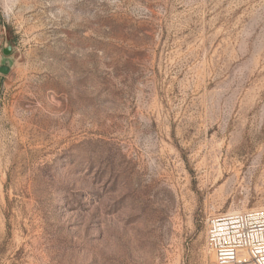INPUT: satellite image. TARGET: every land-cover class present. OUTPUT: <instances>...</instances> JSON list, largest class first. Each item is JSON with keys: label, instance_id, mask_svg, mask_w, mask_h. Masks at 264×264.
I'll return each instance as SVG.
<instances>
[{"label": "rangeland", "instance_id": "obj_1", "mask_svg": "<svg viewBox=\"0 0 264 264\" xmlns=\"http://www.w3.org/2000/svg\"><path fill=\"white\" fill-rule=\"evenodd\" d=\"M4 61L0 264H215L264 208V0H0Z\"/></svg>", "mask_w": 264, "mask_h": 264}, {"label": "built area", "instance_id": "obj_2", "mask_svg": "<svg viewBox=\"0 0 264 264\" xmlns=\"http://www.w3.org/2000/svg\"><path fill=\"white\" fill-rule=\"evenodd\" d=\"M205 238L215 264H264V208L209 217Z\"/></svg>", "mask_w": 264, "mask_h": 264}, {"label": "water", "instance_id": "obj_3", "mask_svg": "<svg viewBox=\"0 0 264 264\" xmlns=\"http://www.w3.org/2000/svg\"><path fill=\"white\" fill-rule=\"evenodd\" d=\"M14 51V48L11 46L10 43L5 42L2 48V55L6 59L8 58ZM10 70V66L8 64V61H4L2 65H0V74L6 75L8 71Z\"/></svg>", "mask_w": 264, "mask_h": 264}, {"label": "bare ground", "instance_id": "obj_4", "mask_svg": "<svg viewBox=\"0 0 264 264\" xmlns=\"http://www.w3.org/2000/svg\"><path fill=\"white\" fill-rule=\"evenodd\" d=\"M231 212V211H230ZM235 212V211H234Z\"/></svg>", "mask_w": 264, "mask_h": 264}]
</instances>
